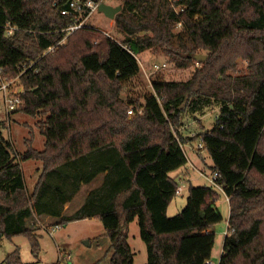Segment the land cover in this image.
I'll use <instances>...</instances> for the list:
<instances>
[{
    "label": "trees",
    "instance_id": "16d2710c",
    "mask_svg": "<svg viewBox=\"0 0 264 264\" xmlns=\"http://www.w3.org/2000/svg\"><path fill=\"white\" fill-rule=\"evenodd\" d=\"M68 3L0 0L2 78L22 87L17 111L44 117L43 148L29 144L15 157L0 123V234H24L36 252L31 216H51L58 226L96 218L110 241V264H133L128 228L137 216L145 264H208L215 239L208 230L223 218L219 191L189 185L182 210L168 216L167 208L179 183L171 172L187 163L172 128L183 112L215 104L214 127L200 136L228 197L218 264H264V0H119L113 20L121 44L90 23L57 44L74 21L61 14ZM7 23L16 26L10 35ZM122 45L134 54L162 51L178 67L194 63L198 50L207 57L189 79H154L148 94L129 98L124 84L140 67ZM237 59L248 60V73L231 79L226 71ZM27 160L41 163L30 192L21 166ZM99 174L102 183L64 214L81 185ZM18 258L15 249L6 261Z\"/></svg>",
    "mask_w": 264,
    "mask_h": 264
},
{
    "label": "rangeland",
    "instance_id": "374dc122",
    "mask_svg": "<svg viewBox=\"0 0 264 264\" xmlns=\"http://www.w3.org/2000/svg\"><path fill=\"white\" fill-rule=\"evenodd\" d=\"M105 2L117 6L119 0H105ZM88 22L96 29L106 31L119 40L124 36L115 27L114 20L105 17L99 11L94 12ZM180 31L181 25L176 23L173 32L178 33ZM198 54L206 55L207 52L198 50ZM137 57L144 68H140L139 74L124 84L123 95L129 98H142L143 95L148 94L151 91V81L154 79L185 81L190 78L194 68L200 66L195 60L194 63H189L185 67H178L170 56L151 48L137 53ZM163 63L166 64L164 68L157 71L152 69L154 64L161 65ZM248 63L247 59H237L236 69L234 71L228 70L226 74L231 79L246 75L248 73ZM12 82V87H21L15 79ZM218 112L219 107L215 104L194 113L185 111L179 118L177 128H172L190 160L188 159L187 163L181 168L172 171L171 175L175 176L181 170L187 168L192 180L190 182L186 180L181 194L174 195L167 208L168 216H173L182 210L186 203L189 185H210L204 176L199 175L198 171H203L206 175L211 176L212 159L204 148L200 152H197L196 149L198 144L201 143L200 134L214 127ZM128 116L131 118L133 114L129 115L128 113ZM43 119L42 115L31 117L17 110L8 113L4 105L3 92L0 90L1 130L4 138L10 144L9 150L13 157L26 151L29 144L37 150L43 148L44 135L40 132L38 125ZM189 162L195 169L190 166ZM21 166L25 186L27 191L30 192L40 174L41 163L37 160H27L21 162ZM102 179L103 174H99L89 183L82 184L72 201L68 202L66 209L65 205L67 203L64 205V214H72L77 210L84 203L86 195L102 183ZM218 191L217 206L223 218L213 227L215 239L208 264H218L225 231L227 230L228 200L221 190ZM56 220V218L46 220L44 216H31L26 220L28 225L37 227L38 248L36 252L32 251L30 240L26 235L18 234L8 237L0 234V264H8L6 257L9 253H13L15 249H17L19 258L11 264H110V241L102 235L104 229L98 219H79L65 225H57L58 228L50 234L45 227L56 226L53 224ZM128 243L133 253V264H145L147 250L145 243L140 238L137 216L129 224Z\"/></svg>",
    "mask_w": 264,
    "mask_h": 264
},
{
    "label": "built area",
    "instance_id": "2783aa9c",
    "mask_svg": "<svg viewBox=\"0 0 264 264\" xmlns=\"http://www.w3.org/2000/svg\"><path fill=\"white\" fill-rule=\"evenodd\" d=\"M100 2H105V0H69V5L67 9H63L61 10V14L63 15H73L74 16V21L72 24H70L68 27H66L63 31L65 32L63 38L57 43V44H63L67 38L68 35H70L72 32H74L77 29H80L82 27H84L85 25L89 24V18L91 17V15L98 11V5ZM106 3V2H105ZM178 14V9L174 8ZM178 25H181V22H178ZM16 29V26H13L9 23L4 25V30L5 33L7 35H10L13 33V31ZM102 31V30H101ZM102 33L105 36L110 37L113 41H115L118 44H121L120 40L117 38H114L112 35H110L108 32L106 31H102ZM51 45L49 47H47V49H45L43 51V55L46 54L47 52L53 51L56 47V45ZM123 48L125 50H127L129 53H131L137 60L139 67L140 68H144L142 63L139 61L137 54H134L129 47H127L126 45H122ZM166 66L165 63L159 65V64H154L153 65V70L157 71L159 69H162ZM0 79H1V85H0V90H2L3 92V100H4V105L6 110L8 111H14L18 108V106L21 104L22 100H21V93H22V87H12L13 82L12 81H5L2 78V69L0 68ZM138 112H141V110H139ZM129 115H131L133 112L132 110H128ZM182 147V146H181ZM203 143H202V139H201V143L198 144L196 151L200 152L203 149ZM183 149V148H182ZM184 150V149H183ZM185 153V151H184ZM186 155V153H185ZM187 157V156H186ZM188 161V158H187ZM190 166H192L194 169L195 167L189 162ZM197 170V169H196ZM199 175L204 176L209 184L214 187L217 190H222V186L220 184L217 183V178L219 177V174L217 172H212L211 176L206 175L203 171H198ZM178 186L175 189V194H181L184 186H185V181H183L182 179L178 180ZM224 193V192H223ZM226 196V195H225ZM226 199L228 200V197L226 196ZM47 229V231L52 234V232L58 228V226H52V227H45ZM225 235L228 233V229L225 231ZM208 263V261H207Z\"/></svg>",
    "mask_w": 264,
    "mask_h": 264
},
{
    "label": "water",
    "instance_id": "95a60500",
    "mask_svg": "<svg viewBox=\"0 0 264 264\" xmlns=\"http://www.w3.org/2000/svg\"><path fill=\"white\" fill-rule=\"evenodd\" d=\"M120 10H121V5L113 6L105 2H100L98 5V11L109 19H114L115 14H117ZM194 59L199 63L206 59V55L196 54L194 55Z\"/></svg>",
    "mask_w": 264,
    "mask_h": 264
},
{
    "label": "crops",
    "instance_id": "0c3cea01",
    "mask_svg": "<svg viewBox=\"0 0 264 264\" xmlns=\"http://www.w3.org/2000/svg\"><path fill=\"white\" fill-rule=\"evenodd\" d=\"M188 158V157H187ZM189 159V158H188ZM190 160V159H189ZM175 176H177V180L182 179L183 181L186 182V180H189V182L192 180V178L190 177L191 175L189 174L188 169H184L181 170L178 174H176ZM68 207V203L65 205V209ZM44 219L46 220H51L53 219V217L51 216H44ZM54 222V221H53ZM213 229H209L208 231H211Z\"/></svg>",
    "mask_w": 264,
    "mask_h": 264
}]
</instances>
